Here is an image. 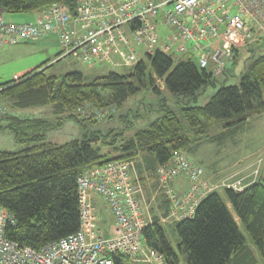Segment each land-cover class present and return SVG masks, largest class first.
<instances>
[{"label":"trees","instance_id":"obj_1","mask_svg":"<svg viewBox=\"0 0 264 264\" xmlns=\"http://www.w3.org/2000/svg\"><path fill=\"white\" fill-rule=\"evenodd\" d=\"M55 2L65 4L72 12L76 6V0H0V13L5 20L16 22L6 17L31 12L37 15ZM140 55L129 74L109 71L89 82L79 71L65 73L58 79L45 71L46 66L39 65L17 80L0 84V99L20 107L50 106L58 126L62 117L74 118L83 125L84 121L101 120L79 119L74 111L77 107L87 102L96 108L110 106L117 110L146 82L157 94L161 91L156 81L161 80L169 93L192 99L201 88L217 82L211 72L199 68L192 58L174 59L159 51L151 55L142 51ZM252 57L249 68L237 82L221 84L205 104L184 105L180 113L167 108L162 116L119 146L115 144L114 132L110 141L103 139L112 130L104 134L95 130L85 139L63 144L46 142V130L52 128L47 119L7 116L11 121L0 124V130L8 129L22 147L18 151L0 150V207L15 219L14 225L6 226V236L22 245L39 248L74 233L80 222L77 180L86 170L112 159L130 160L141 153L146 170L152 172L169 162L173 152L206 140L214 125L237 128L250 115L263 113L264 53ZM26 125L33 130H25ZM101 144L110 145L116 154L102 153ZM164 207L162 217L168 215V204ZM160 218L156 213L150 216L143 237L164 255L167 264H177L180 256L187 264H258L242 228L264 264V170L241 188L225 186L221 191L206 193L191 217L173 222L178 236L174 245Z\"/></svg>","mask_w":264,"mask_h":264},{"label":"built area","instance_id":"obj_2","mask_svg":"<svg viewBox=\"0 0 264 264\" xmlns=\"http://www.w3.org/2000/svg\"><path fill=\"white\" fill-rule=\"evenodd\" d=\"M50 34L58 38V58L74 54L81 62H91L112 53L119 56L116 66L131 67L141 58L140 48L147 55L159 51L174 59L192 58L199 68L210 64L212 75L218 76L241 50L264 39V0H76L73 12L55 2L29 22L8 21L0 13V47ZM112 111L87 102L76 109L82 119L97 120ZM131 170L132 161L112 159L81 174L78 230L39 248L6 236V226L15 219L0 207V264H167L143 237L150 216L142 208L141 186ZM156 174L157 189L169 200L168 217L174 220L191 217L201 198L214 189L184 150L173 152ZM180 175L189 182L182 195L170 186ZM96 197L113 216L106 234L96 213Z\"/></svg>","mask_w":264,"mask_h":264},{"label":"rangeland","instance_id":"obj_3","mask_svg":"<svg viewBox=\"0 0 264 264\" xmlns=\"http://www.w3.org/2000/svg\"><path fill=\"white\" fill-rule=\"evenodd\" d=\"M6 18H10L9 20H14L16 22L32 21L35 18V13L9 14V18ZM164 27L168 29L166 26ZM158 34L160 38L162 35L161 32L159 31ZM39 42L40 41H22L15 45L7 46L6 48L8 49L5 51L0 50V84L12 80L14 72H27L33 68L39 67V65L42 66L41 68L46 66L47 68L45 71L56 75L58 79L65 73L79 71L83 74L84 80L87 82L109 71L127 75L131 70L130 67L116 66L114 64L119 60L117 54L111 53L110 57L105 60L95 59L91 62H81L80 60H75L74 54H70L64 58H58L59 46H57L55 41H49V43L45 45ZM247 49L248 48L241 50L240 54L233 59L231 66L226 69V73L213 77L217 80L215 85L210 84L205 88H201L194 99L174 96L164 88L161 80L156 81V85L161 91L157 94L153 92L152 88L149 86V82H146V85L141 86L135 94L130 95L126 101L106 119L98 121L97 123L84 121L83 125H81L80 122L74 118L64 119L62 117V119H60L61 125L59 126L56 125L58 123H56V118L51 113L50 106L20 107L18 105H12L10 100L0 99V107L3 112L0 117V124L5 125L8 121H11L8 119L9 117H7L11 115L21 118L39 117L47 119L52 124V128L46 130L47 135L45 141L56 144H63L76 139H85L87 135L90 136L91 132L95 130L101 131L103 134L112 130L110 134L107 137H103V139L110 141L112 139L111 133L114 132V134H117L114 135L116 139L115 144L119 146L124 141L133 138L138 130L146 127L152 121L162 116L165 113V109L169 108L172 111L179 112L180 108L184 105H203L210 99L221 84L230 85L236 83L240 75L249 68L253 59L252 54L259 55L264 53V39L259 40L257 43H253L252 46L248 50ZM137 53L141 54L142 50L139 48ZM206 70L211 72L210 64L207 66ZM148 77L149 67L146 70V79H148ZM74 111H76V109ZM76 114V117L82 120V116L78 112H76ZM180 120L185 123L182 116H180ZM25 130L31 132L33 129L31 127L28 128V125H26ZM40 132L41 130L38 129L37 133ZM21 147L22 145L20 143L15 142L13 133L8 129L0 130V150L18 151ZM101 151L102 153H106V155L116 154V151L112 150L111 146L106 144H101ZM184 151L187 152L191 161L196 164L197 162L194 160L199 161L198 163H200L204 169L202 178L208 185L210 184L209 187L214 188L213 190L221 191L225 186H231V184L234 188L238 189V184L235 186L233 184L235 183V181H233L234 178L232 179V177L228 175L227 164H232L234 168H237L236 171H240L245 168L244 166L248 159L249 161L253 160V164H249L242 171L243 173L251 172V176H257L260 173L259 168H261V165L264 169V112L250 115L244 124L237 128L217 127L214 125L208 131L206 140L201 139L196 141ZM128 161L133 162V170H131V173L133 178H137L136 182L142 184L143 178L148 182L147 186L149 191L147 193L143 189L140 194V200L144 212L148 216H151L154 213L152 211V203L156 200V196L162 197L164 195L157 189V175L155 173L153 177L147 170L141 175L137 172L136 166L138 164H141L143 167L146 165L141 153H138L133 159ZM257 166L258 171H256ZM214 168L223 169L219 171L217 176L215 175L214 178L216 179L209 180L211 174L207 172H212ZM98 199V203L101 205L103 200L100 197H98ZM98 215L99 220L103 222L102 226H104L106 229L105 231L108 232L107 225L113 221L111 212L106 209L105 211L99 212ZM104 220L107 224H105ZM163 226L170 241L173 245L176 244L178 236L174 224L170 222L163 223ZM242 232L246 235L248 245L255 251L258 264H263L260 253L249 239L244 228H242ZM177 264H187V262L183 256H180Z\"/></svg>","mask_w":264,"mask_h":264},{"label":"crops","instance_id":"obj_4","mask_svg":"<svg viewBox=\"0 0 264 264\" xmlns=\"http://www.w3.org/2000/svg\"><path fill=\"white\" fill-rule=\"evenodd\" d=\"M35 15H36V13H35ZM9 18V17H8ZM10 19V18H9ZM37 41H40L39 43H42L43 45H45V44H48L49 43V41H55V43L57 44V46H59L58 45V38H57V36L56 35H54V34H50V35H47V36H44V37H41L39 40H37ZM20 42H22V41H19V42H17V43H20ZM34 42H36V41H34ZM17 43H15V44H17ZM15 44H7V45H3V46H1L0 47V50H2V51H5V50H7L8 48H6L7 46H11V45H15ZM75 60H76V58H75ZM30 71V70H29ZM28 72V71H27ZM22 73H26V71H19V73H16V72H14L13 73V75L12 76H14V75H18V76H22L23 74ZM13 79V78H12ZM252 153V152H251ZM249 156V155H248ZM195 162H197V164H199L200 165V163H198L199 161H196V160H194ZM202 163V162H201ZM203 164V163H202ZM249 164H253V160L252 161H249V159L247 160V162L245 163V168L249 165ZM260 165V164H259ZM258 165V166H259ZM264 165V164H263ZM201 166V165H200ZM227 166H228V175L229 176H231L232 177V179H233V181H235V183H233L234 184V186L236 185V184H238L237 186L239 187V188H241V187H243L245 184H247V183H249V182H251L252 180H254V179H256L257 177H258V175L260 174H258L257 176H251V172H247V173H243L242 171H243V169H245V168H243L242 170H240V171H236V169L237 168H234L233 166H232V164H227ZM258 166H257V170L256 171H258ZM137 172H139L140 173V175L142 174V173H144V172H146V167H143L141 164H138L137 166ZM135 167V168H136ZM202 167V166H201ZM261 168H259V171L261 172L262 170H264L263 169V166L261 165L260 166ZM202 169H203V167H202ZM219 169V168H218ZM217 168L215 169L214 168V170L212 171V172H207V173H209V174H211V176H209V180H214V179H216V178H214L215 177V175L217 176L218 174H219V171L221 170V169H223V168H221V169H219L218 170ZM156 171L157 170H155V171H152V172H149L150 173V175L151 176H155L154 174L156 173ZM226 172V173H227ZM205 173H206V171H205ZM225 173V174H226ZM203 174H204V169H203ZM157 175V174H156ZM131 176H132V173H131ZM144 176H145V174H144ZM205 176H207V175H205ZM219 176H221V175H219ZM136 177H134V179H135ZM145 178H143V182H142V184H140V186H141V193H142V190L144 189L145 190V192H147L148 193V191H149V189H148V182L146 181V180H144ZM157 183V182H156ZM170 186L175 190V192L178 194V195H182L183 193H185L186 192V190L188 189V186H189V182H188V179L184 176V175H180V176H177L176 178H174L173 180H171L170 181ZM231 186H232V184H231ZM161 194V193H160ZM154 199H155V197H154ZM166 197L163 195L162 197H159V196H156V200H154L153 201V203H152V207H153V212L154 213H156V214H158L159 216H161V218H160V220H161V222L162 223H173L175 220L173 219V218H169L168 217V215L167 216H165V217H162V214H163V211L165 210V203H167L168 204V214H169V212H170V207H171V204H170V202H166ZM98 201H99V199H98V197H96L95 198V205H96V208H97V211H96V213H97V216H98V218H99V215H98V213L99 212H102V211H105L106 209H107V207L105 206V204L104 203H102L101 205L98 203ZM109 210V209H108ZM103 216V215H102ZM103 218H104V216H103ZM112 220V219H111ZM105 221V220H104ZM102 221H100L99 220V224H100V227L104 230V232H105V234L107 233L105 230V227L104 226H102ZM105 224H107V222L105 221ZM113 224V221H112V223H110V224H108L107 226H108V229L111 227V225Z\"/></svg>","mask_w":264,"mask_h":264}]
</instances>
